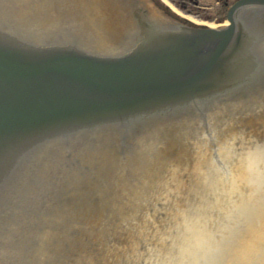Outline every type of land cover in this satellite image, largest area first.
Wrapping results in <instances>:
<instances>
[{"label": "water", "instance_id": "1", "mask_svg": "<svg viewBox=\"0 0 264 264\" xmlns=\"http://www.w3.org/2000/svg\"><path fill=\"white\" fill-rule=\"evenodd\" d=\"M227 22L0 0V264H264V0Z\"/></svg>", "mask_w": 264, "mask_h": 264}, {"label": "rangeland", "instance_id": "2", "mask_svg": "<svg viewBox=\"0 0 264 264\" xmlns=\"http://www.w3.org/2000/svg\"><path fill=\"white\" fill-rule=\"evenodd\" d=\"M217 0H158L161 4L198 25L217 24L225 13L218 11ZM186 6V8H182Z\"/></svg>", "mask_w": 264, "mask_h": 264}, {"label": "flooded vegetation", "instance_id": "3", "mask_svg": "<svg viewBox=\"0 0 264 264\" xmlns=\"http://www.w3.org/2000/svg\"><path fill=\"white\" fill-rule=\"evenodd\" d=\"M236 1L237 0H217L216 3L218 5V11L226 13L230 6L233 5V3H235ZM182 8H186V6H182ZM223 17H225V15Z\"/></svg>", "mask_w": 264, "mask_h": 264}]
</instances>
